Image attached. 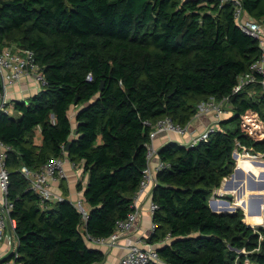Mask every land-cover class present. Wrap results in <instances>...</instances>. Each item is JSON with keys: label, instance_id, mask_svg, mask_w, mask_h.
I'll return each mask as SVG.
<instances>
[{"label": "trees", "instance_id": "trees-1", "mask_svg": "<svg viewBox=\"0 0 264 264\" xmlns=\"http://www.w3.org/2000/svg\"><path fill=\"white\" fill-rule=\"evenodd\" d=\"M241 3L248 17L264 22V0ZM234 10L233 1L220 0H0V47L33 49L48 80L29 100H15V113L0 111V140L11 147L5 161L16 264L104 261L88 235L110 236L133 210L147 166L152 125L146 121L169 116L186 125L200 102L227 95L233 113L208 140L159 149L167 166L157 172L149 242L162 244L164 263L149 264H264V227L248 223L250 205L238 200L245 217L242 208L216 212L210 204L235 171L236 152L257 199L254 224L264 219V175L251 179L257 165L247 166L264 160L236 150L264 153V91L256 83L234 92L261 46ZM66 154L89 173L87 218L67 198L43 207L21 171Z\"/></svg>", "mask_w": 264, "mask_h": 264}, {"label": "built area", "instance_id": "built-area-1", "mask_svg": "<svg viewBox=\"0 0 264 264\" xmlns=\"http://www.w3.org/2000/svg\"><path fill=\"white\" fill-rule=\"evenodd\" d=\"M220 1H233L235 3L234 16L237 23L248 35L258 39L261 46V53L259 57L251 63L247 71L239 75L238 82L234 86V92L240 91L249 84L256 83H259L264 91V22L256 18L248 17L242 6L241 0ZM25 76H32L42 87L48 83L43 67L37 61L36 53L33 49L22 48L12 43L0 47V77L3 85L0 89V111H4L9 114L13 113L14 103L10 102L8 98L7 84L9 82L20 81ZM88 77L91 78V73ZM229 103V95L220 99L215 96H211L209 99L199 103L198 113L213 110L220 117L227 111V105ZM146 123L152 125L150 140L146 143L147 166L143 170L139 189L134 196L132 203L133 210L125 218L117 221L116 227L110 236L93 237L88 235L89 241H91L92 244H117V241L121 238L122 234L132 229L135 221L141 213V208L138 204L139 197L150 185H156L158 183L157 172L167 166L166 161L162 159H160L155 168L151 166L152 159L156 155H159V149L154 144L156 135L160 131H175L178 133H184L187 129L186 125L175 122L169 116L160 118L155 123H152L151 121H146ZM218 129L219 123L212 124L206 130L195 135L189 143L184 145L193 146L203 140L206 141L210 138L211 134ZM10 148V145L0 140V188L3 194L0 202L2 205L0 208V241L8 239V245L12 255H10L11 257L8 256L5 259H1L0 264H16L15 256L13 255H18L17 248L19 244V239L16 233V220L11 214L14 202L8 197L10 173L5 160L7 152ZM65 163V155L52 156L40 168L23 165L21 171L28 179L30 189L39 195L40 202L43 207L47 208L51 203L67 198L70 199L87 218L88 210L83 199L73 200L57 193L51 186L52 182L60 181L61 179L67 177ZM73 164L77 165L74 161ZM218 194L219 195L213 196L212 199L219 201L220 203L224 202V193ZM157 208L158 203L153 200L149 209L154 214ZM252 226L256 227L255 224ZM155 227L156 223L153 222V230ZM243 252H246V250H243ZM152 261L164 263L156 247H148L141 245L138 242H132L127 245V252L121 257L117 264H149Z\"/></svg>", "mask_w": 264, "mask_h": 264}, {"label": "crops", "instance_id": "crops-1", "mask_svg": "<svg viewBox=\"0 0 264 264\" xmlns=\"http://www.w3.org/2000/svg\"><path fill=\"white\" fill-rule=\"evenodd\" d=\"M43 87L39 85V83L32 77V76H25L20 81L17 82H9L7 84V91H8V98L10 102H13L15 100H29L33 95L38 93ZM77 112V107L72 106L71 108V117L74 122V127L76 126V118L75 114ZM13 113H15V109L13 108ZM12 113V114H13ZM233 113L232 107L230 105L227 108V111L222 114V116H218L217 113L213 110L207 111V112H199L196 115L193 116V118L186 124L187 129L184 133H178L175 131H160L155 139L154 144L158 149H161L165 145L169 143H178V144H187L189 143L192 138L199 134L200 132L206 130L210 125L219 123V121L222 118L228 117ZM42 133L39 129L35 135V142L37 144H42ZM245 148L244 152L240 151V154L244 156H248V154H251L252 156H258L261 157L264 160V153L262 152H256L254 153L250 148H247L245 146H240L236 148V150H240L241 148ZM66 158V170H67V177L61 179L60 181H54L52 182L51 186L54 191L57 193H60L66 197H69L73 200L83 199L85 200V189L86 185L88 183L89 173L86 171L83 163H77V165L73 164V161L70 160L65 155ZM161 157L160 155H156L152 161L151 166L155 168ZM237 160V167L239 165L240 159L238 156H236ZM254 165L256 168L254 171H257L261 168V170L264 172V163H248V165ZM263 174V173H260ZM231 176V175H230ZM230 176H227L226 178L229 179ZM223 180L220 187L216 188L210 197V204L213 206L214 200L212 199L213 196L219 195L218 193H224L223 197L225 199L224 203H236L237 200L240 198V191L235 190L234 192L231 191L232 188L230 186L226 187L225 185V179ZM81 184V187H80ZM155 188V185H150L146 191H144L141 196L138 199V204L141 208V213L138 216V219L135 221L133 227L131 230L125 232L122 234L121 238L117 241V244L114 245H98L94 243V247H97L101 250H103L106 254V257L104 261L96 263V264H117L121 257L125 255L127 252V245H129L132 242H138L141 245L148 246V247H158L162 244H153L149 242L150 236L153 234V222H154V216L153 213L150 211L149 207L151 205V202L153 201V190ZM2 191L0 188V202L2 200ZM86 204V202H85ZM0 203V208H1ZM244 209V207H242ZM217 210V209H216ZM245 210V209H244ZM221 211V210H218ZM226 211V210H222ZM246 214V210H245ZM246 220V218H245ZM246 222H248L246 220ZM249 224L254 225V223ZM11 255V250L9 249L8 245V239H4L0 241V260L5 259L8 256ZM249 260L246 261L245 264H248Z\"/></svg>", "mask_w": 264, "mask_h": 264}, {"label": "rangeland", "instance_id": "rangeland-1", "mask_svg": "<svg viewBox=\"0 0 264 264\" xmlns=\"http://www.w3.org/2000/svg\"><path fill=\"white\" fill-rule=\"evenodd\" d=\"M244 149L245 148H241L239 151H241V152H244ZM239 167V166H238ZM238 167H237V170L235 169V174H234V172H233V175L231 174V177H232V180H235L234 181V187H236L235 188V190H239L240 191V198L238 199L239 201H243V202H245V203H247V204H249L250 205V209H249V222L250 223H254V219H255V217H253V216H251L252 215V213H253V211H254V208H253V204H255L256 203V201H257V199L255 198V197H253V195H252V193H251V188H252V185H250L249 184V177L248 176H242V172H240L239 170H238ZM260 173H263V174H260ZM252 175L253 176H251V179H255V178H257L258 176H256V175H261V176H263L264 175V172L261 170V168L259 169V170H257V171H254L253 170V172H252ZM227 179L228 178H226L225 179V185L226 186H229L230 184H231V179H229L230 180V184H229V182L227 181ZM246 182L248 183V193H245L244 192V190H242L246 185ZM234 189H232L231 191H235ZM237 200V202H239ZM214 203V202H213ZM239 203H241V202H239ZM216 207H218V209H221V210H232L234 207H233V204L231 203V204H229V203H224L223 205L219 202V204H217L216 205ZM244 210V209H243ZM244 212H245V210H244ZM262 216V215H261ZM245 217H246V214H245ZM258 219H259V223H261L262 225L261 226H263L264 227V219L263 218H259L258 217ZM256 225V224H255ZM257 226H259V225H256V227ZM248 264H251V262L249 261L248 262Z\"/></svg>", "mask_w": 264, "mask_h": 264}, {"label": "bare ground", "instance_id": "bare-ground-1", "mask_svg": "<svg viewBox=\"0 0 264 264\" xmlns=\"http://www.w3.org/2000/svg\"><path fill=\"white\" fill-rule=\"evenodd\" d=\"M240 164H243V163H242V162H239V165H240ZM239 165H238V166H239ZM244 165H245V164H244ZM234 174H235V172H234ZM229 179L232 180V177L230 176ZM229 179H227V181H228L229 184H230V180H229ZM217 204H219V201H215V200H214L213 205H214V207H215L216 209H218V207H216ZM232 204H233V207H234L233 209H236V207H238V206L243 207V206L241 205V203H239V202L232 203ZM233 209H232V210H233ZM218 210H221V209H218Z\"/></svg>", "mask_w": 264, "mask_h": 264}, {"label": "water", "instance_id": "water-1", "mask_svg": "<svg viewBox=\"0 0 264 264\" xmlns=\"http://www.w3.org/2000/svg\"><path fill=\"white\" fill-rule=\"evenodd\" d=\"M69 148V144L68 145H66V149H68ZM236 156H238L237 154H236V152H234V157L236 158ZM232 175H233V173H232ZM212 206V205H211ZM239 208H242L241 206H238V207H236V209H234L233 211H229V210H226V211H218V210H216L215 208H213V210L214 211H216V212H235L237 209H239ZM256 225H259V226H261V224H256Z\"/></svg>", "mask_w": 264, "mask_h": 264}]
</instances>
